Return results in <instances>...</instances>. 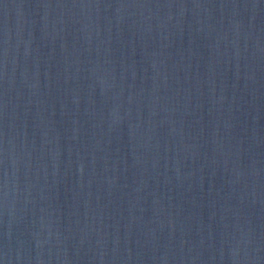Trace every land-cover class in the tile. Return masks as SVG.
<instances>
[{"label":"water","instance_id":"95a60500","mask_svg":"<svg viewBox=\"0 0 264 264\" xmlns=\"http://www.w3.org/2000/svg\"><path fill=\"white\" fill-rule=\"evenodd\" d=\"M0 264H264V0H0Z\"/></svg>","mask_w":264,"mask_h":264}]
</instances>
